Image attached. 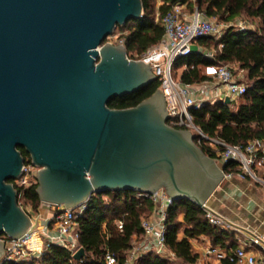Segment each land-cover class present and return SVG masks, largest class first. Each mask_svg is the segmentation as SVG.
<instances>
[{
  "label": "water",
  "instance_id": "water-1",
  "mask_svg": "<svg viewBox=\"0 0 264 264\" xmlns=\"http://www.w3.org/2000/svg\"><path fill=\"white\" fill-rule=\"evenodd\" d=\"M143 16V0H0V262L3 237L32 228L11 183L26 163L19 148L40 168L41 202L65 209L94 194L160 190L204 209L225 181L193 133L168 124L162 91L109 107L157 81L126 47L105 43ZM85 256L81 248L74 259Z\"/></svg>",
  "mask_w": 264,
  "mask_h": 264
},
{
  "label": "trees",
  "instance_id": "trees-1",
  "mask_svg": "<svg viewBox=\"0 0 264 264\" xmlns=\"http://www.w3.org/2000/svg\"><path fill=\"white\" fill-rule=\"evenodd\" d=\"M143 3V18L120 28L126 32L125 47L131 57L147 53L163 40L165 30L156 22L157 15L162 19L175 5H186L192 12L198 9L207 18L224 24L236 25L243 20L258 23L256 29L230 27L221 40L199 39L198 47L213 52L214 59L201 53L191 54L176 62L175 72L183 69L181 81L186 85H199L207 81L201 68L237 65L245 74L243 82L248 86L238 106L235 101L230 105L223 101L205 103L191 111L193 122L205 134L228 145L246 146L254 140H264V0H143ZM220 45H223L221 50ZM159 89L160 82L156 81L132 95L112 100L109 107L135 108ZM201 149L208 157L216 159V154L208 147ZM224 171L237 172V166L227 165ZM37 189L38 186L32 187L23 195L24 203L36 211L43 204ZM153 209L154 203L137 198L136 192L94 194L79 221V244L86 252L82 261H76L69 250L53 245L41 257L6 264H107L108 252L116 256L117 264H128L127 256L134 243L144 239L142 221L150 217ZM119 222L123 223L122 229ZM165 225L168 253L148 252L135 264H173V259L182 264H198L199 255L194 251L193 242L203 236L215 246L237 243L230 232L210 224L204 209L186 199L173 202L168 208Z\"/></svg>",
  "mask_w": 264,
  "mask_h": 264
},
{
  "label": "built area",
  "instance_id": "built-area-1",
  "mask_svg": "<svg viewBox=\"0 0 264 264\" xmlns=\"http://www.w3.org/2000/svg\"><path fill=\"white\" fill-rule=\"evenodd\" d=\"M186 10V5H175L162 19L158 14L156 22L161 23L165 30L163 40L143 55L131 57L127 53L128 58L133 61H143L151 67L157 81L160 82L159 90L164 93L166 99L168 124L171 127L191 131L196 144L200 148L206 146L216 154L214 160L221 167L230 164L237 166V172L225 173L224 171L225 181L238 178L250 181L264 190V140H254L246 146L228 145L222 140L210 137L198 128L193 122L191 113L193 109H200L208 102H225L227 98L232 102L239 100L248 89L240 75L243 72L235 74L232 66L223 64L207 68L211 82L207 80L202 85H186L175 78L176 62L193 54L192 46L197 45L199 39L214 37L216 40H221L225 31L230 27L236 26L242 29L250 27L240 22L236 25L220 23L216 19L207 18L198 9L192 13ZM125 35L126 32L117 29L106 43L125 47ZM219 49H223V45H220ZM199 53L209 59L215 57L213 52L205 51L200 47ZM39 170L40 168L35 166L29 158L21 177L11 182L19 192V205L32 219V228L25 236L17 240L3 237L6 242V255L5 260L0 264L25 262L41 257L53 245L67 249L74 255L81 249L79 221L90 201L74 209L55 206L57 212L51 220L35 214L33 208L24 203L23 195L28 189L39 185L37 178ZM136 197L150 200L154 204L164 202L165 206L159 218L142 221L144 239L133 245L127 256L128 264H135L148 252L158 255L168 253L165 224L167 210L173 204L172 199L165 190L154 194L136 192ZM204 211L211 225L231 228L226 220L212 211L208 205ZM118 226L122 229L123 223L119 222ZM254 249H259L260 255H256ZM209 253L220 255L217 249H212ZM105 260L107 264H117V258L112 253L108 252ZM226 260L229 264H264V239L249 238L227 255Z\"/></svg>",
  "mask_w": 264,
  "mask_h": 264
},
{
  "label": "crops",
  "instance_id": "crops-1",
  "mask_svg": "<svg viewBox=\"0 0 264 264\" xmlns=\"http://www.w3.org/2000/svg\"><path fill=\"white\" fill-rule=\"evenodd\" d=\"M230 66L238 68L234 64ZM207 205L231 226V228L223 229L230 232L237 243L235 245L227 243L223 247L215 246L208 237H201L193 242L194 251L199 255L198 264H229L226 256L241 246L244 241L251 237L264 239V190L250 181L238 178L224 181ZM164 206V202L154 204L153 212L148 219L159 218ZM39 210L42 213L44 211L42 217L51 220L57 212V207L42 204ZM180 220L183 221V216ZM212 249H217L220 255L209 253ZM254 253L260 255V250L254 249ZM4 260L5 256L1 262Z\"/></svg>",
  "mask_w": 264,
  "mask_h": 264
},
{
  "label": "rangeland",
  "instance_id": "rangeland-1",
  "mask_svg": "<svg viewBox=\"0 0 264 264\" xmlns=\"http://www.w3.org/2000/svg\"><path fill=\"white\" fill-rule=\"evenodd\" d=\"M159 6V5H158ZM186 12H188V13H192V11H189V10H186ZM240 23H242L244 26H248V27H250L251 29H256L257 27H258V23L256 22V23H253V21L252 20H243V21H239ZM120 30V29H119ZM120 31H123V30H120ZM106 42H107V40H106ZM105 42V43H106ZM232 69H233V71L235 72V73H237V74H239L241 71H239L238 70V68H234V67H232ZM208 70L206 69V68H201V72H202V74L205 76V77H207V80H208V82H211L210 81V78H208L209 77V75H208V72H207ZM183 72V69L182 70H180V71H178L177 72V74H176V72H175V78L177 79V80H181L180 79V75H181V73ZM240 75L242 76V78L245 80V74L244 73H240ZM203 84V83H202ZM202 84H200V85H202ZM240 103V100H237L236 102H235V105L236 106H238V104ZM43 211V210H42ZM34 213L35 214H40V215H42L43 213H44V211H43V213L41 212V210H34ZM148 219V218H147ZM138 243H140V241H137V242H135L134 243V245H136V244H138ZM173 264H182V263H180L179 261H177L176 259H173Z\"/></svg>",
  "mask_w": 264,
  "mask_h": 264
},
{
  "label": "flooded vegetation",
  "instance_id": "flooded-vegetation-1",
  "mask_svg": "<svg viewBox=\"0 0 264 264\" xmlns=\"http://www.w3.org/2000/svg\"><path fill=\"white\" fill-rule=\"evenodd\" d=\"M19 151L21 152L22 156L25 159V162H27V160L30 158V156L28 155L26 149L24 148H19Z\"/></svg>",
  "mask_w": 264,
  "mask_h": 264
}]
</instances>
